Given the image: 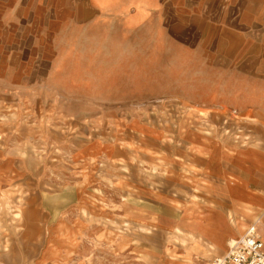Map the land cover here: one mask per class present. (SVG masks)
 I'll return each mask as SVG.
<instances>
[{"label": "rangeland", "instance_id": "374dc122", "mask_svg": "<svg viewBox=\"0 0 264 264\" xmlns=\"http://www.w3.org/2000/svg\"><path fill=\"white\" fill-rule=\"evenodd\" d=\"M154 1L113 56L49 33L41 85L0 70V264H209L220 202L263 227L264 0Z\"/></svg>", "mask_w": 264, "mask_h": 264}, {"label": "crops", "instance_id": "0c3cea01", "mask_svg": "<svg viewBox=\"0 0 264 264\" xmlns=\"http://www.w3.org/2000/svg\"><path fill=\"white\" fill-rule=\"evenodd\" d=\"M146 3L154 6L155 1L0 0V70L9 75L3 79L12 82L14 87L41 85L38 83L42 82V75H39L41 70L36 67H40L43 62V52L42 49L38 51L42 46L38 47L37 41H42L43 36L49 33L52 35L49 39L53 41L56 55L71 57L75 54V48L91 47V40L101 39L103 30L106 31L105 39H110L107 41L104 55H115V24H120L121 35L137 32V6ZM26 33H29L33 43H24ZM26 62L32 63L33 67L24 69ZM67 71L76 69L69 66ZM5 86L7 85L4 84L3 87ZM259 176L260 189L264 192V177ZM217 196L218 201H230V192L223 191ZM242 206L244 207V204ZM215 207L197 214L194 227L196 241L201 242L202 247L210 249L214 258L223 255L227 251L229 241L243 235L253 223H257L258 231L264 240V223L261 228L259 222L250 223L249 214H246L244 209L230 217L233 210L231 212L229 202H220ZM245 222L248 225L243 229Z\"/></svg>", "mask_w": 264, "mask_h": 264}, {"label": "built area", "instance_id": "2783aa9c", "mask_svg": "<svg viewBox=\"0 0 264 264\" xmlns=\"http://www.w3.org/2000/svg\"><path fill=\"white\" fill-rule=\"evenodd\" d=\"M209 264H264V240L257 223L251 224L243 235L231 239L227 251Z\"/></svg>", "mask_w": 264, "mask_h": 264}]
</instances>
